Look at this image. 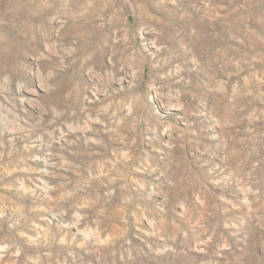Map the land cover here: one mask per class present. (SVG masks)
I'll return each mask as SVG.
<instances>
[{
    "label": "rangeland",
    "instance_id": "374dc122",
    "mask_svg": "<svg viewBox=\"0 0 264 264\" xmlns=\"http://www.w3.org/2000/svg\"><path fill=\"white\" fill-rule=\"evenodd\" d=\"M0 264H264V0H0Z\"/></svg>",
    "mask_w": 264,
    "mask_h": 264
}]
</instances>
